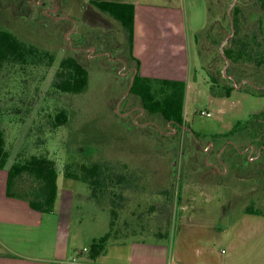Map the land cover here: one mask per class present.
<instances>
[{"label":"rangeland","instance_id":"374dc122","mask_svg":"<svg viewBox=\"0 0 264 264\" xmlns=\"http://www.w3.org/2000/svg\"><path fill=\"white\" fill-rule=\"evenodd\" d=\"M179 2L181 21H186L187 36L192 41V73L199 76L197 84L191 82L184 114L186 126L195 134L191 133L192 137L169 133L166 124L147 125L153 117L143 112L140 102L128 93L132 77L121 27L111 19L106 24L99 23H103L102 29L87 30V26L74 19L77 9L88 0H0V26L54 55L51 65L45 58L34 65H6L0 73V131L9 153L6 167L19 157L33 154L55 162L60 190L67 185L75 194L72 220L75 247L88 250L93 238L88 237L90 234L98 238L109 230L112 209L116 211L117 231L113 242L156 240L167 233V239L160 240L170 245L176 239L181 200L188 197L198 202L207 198L218 209L225 199L236 198L232 205L235 210H239L241 202L264 210V206L257 204L264 202V95L247 92L264 88L261 0ZM235 5L240 8L236 29L231 16ZM151 14L154 20H163L164 16ZM88 18L89 23H98L95 16ZM210 22H215V27L203 33ZM227 48H245L251 60L245 57L229 63L223 56ZM67 55L77 57L88 70L89 83L83 93H61L52 86L58 65ZM210 75L225 85H230L233 78L236 80L234 92L220 104L210 102L212 87L201 79L207 76L210 81ZM62 109L67 111L68 121L54 127V117ZM202 111L211 112V116L201 115ZM231 131L239 136L230 134ZM209 144L212 148L205 151ZM250 146L263 151L254 162H248L243 152ZM232 153L247 164L257 165L250 178L240 179L241 174L230 172ZM94 161H108L116 173L128 174L129 181L122 187L104 189L93 198L87 184L64 176L66 165L74 164L76 168ZM149 166L156 170L146 169ZM226 166L229 174L217 180L225 182L223 187L214 186L201 192L190 188V182L219 175ZM202 172L206 175L202 176ZM18 186L28 190L35 187V182L24 175ZM216 224L223 225L220 221ZM198 242L216 250L220 247L218 242L204 239Z\"/></svg>","mask_w":264,"mask_h":264},{"label":"crops","instance_id":"0c3cea01","mask_svg":"<svg viewBox=\"0 0 264 264\" xmlns=\"http://www.w3.org/2000/svg\"><path fill=\"white\" fill-rule=\"evenodd\" d=\"M105 1L135 6L133 54L140 61L139 72L150 78L185 81V114L191 82L197 84L199 76L192 73V41L187 36L186 21H181L179 0ZM76 13L74 19L88 28L102 29L103 23H99L111 21V18L96 13L89 0ZM151 13L164 16L163 20L152 19ZM90 15L95 16L98 23H89ZM201 79L209 88L212 86L207 76ZM225 98L228 97L210 92L209 100L213 104H220ZM150 124L158 126L154 119L147 125ZM183 133L187 137L193 134L187 126L183 127ZM148 168L156 170L153 166ZM161 168L167 170L166 167ZM7 171V167L0 169V264H167L169 261L178 264H264V210L253 209L262 211L261 214L246 213L245 209L249 206L243 202L239 203V210H235L232 205L236 198L225 199L218 209L207 198L198 202L188 197L185 201L181 200L182 214L175 226L176 239L171 245L160 240L167 239V233L159 235L160 238L156 240L111 242L102 255L91 260L88 253L83 252L86 247H75L72 232L75 194L72 188L66 185L60 190L57 178L58 194L53 211L39 212L32 209L26 200L7 196ZM224 171L217 174L221 177L229 174L227 166ZM223 184L225 182L222 181L209 182L205 177L189 183L190 188L193 186L200 192L214 186L223 187ZM172 191L171 184V194ZM257 204L264 206V202ZM217 214L220 216L217 217ZM217 221L223 225L219 226ZM88 237H93L92 240L96 238L91 234ZM200 239L209 243L218 242L220 247L216 250L204 242H198ZM197 243L204 246H196ZM73 258H77V262L73 263Z\"/></svg>","mask_w":264,"mask_h":264},{"label":"trees","instance_id":"16d2710c","mask_svg":"<svg viewBox=\"0 0 264 264\" xmlns=\"http://www.w3.org/2000/svg\"><path fill=\"white\" fill-rule=\"evenodd\" d=\"M89 4L96 11L111 18L121 27L123 32L122 41L124 40V47L125 49L127 47L128 52L126 61L129 70H131L132 77L128 88L129 95L140 102L142 110L153 117L159 126L172 122L178 131L181 130L186 126L184 104L187 84L182 80L150 78L140 74V61L133 54L135 6L130 3L105 0H89ZM261 5L264 8V0H261ZM211 9L212 5L209 4V12ZM238 14H240V8L235 5L231 15L232 25L235 29L238 27ZM215 25V22H210L207 28L203 30V33L210 32ZM85 29L88 30L89 28L85 27ZM92 30H95L94 32L99 31L98 29ZM104 45H107V43ZM223 56L226 60L230 61L229 63L237 62L245 57H247V60H251V56L247 54L245 48L237 50L227 48L223 50ZM45 58L49 60L50 65L54 62V55L52 53L42 51L37 46L21 40L14 32L0 26V73L6 65H34L43 61ZM262 62H264V59ZM210 81L212 83V92L220 97H230L234 91L233 83H236V80L233 78L230 85H225L226 83L223 84L219 82L213 75H210ZM247 82L248 80L246 83ZM88 83V70L77 57L67 55L61 59L52 83L56 91L61 93L80 94L86 90ZM214 88H216L217 91ZM221 89H224L225 92ZM252 89L247 90V92L255 96L264 95V88H260L262 90ZM255 118H257V115ZM67 121L68 113L66 110L62 109L56 113L53 126L59 127L60 125L66 124ZM235 128H237V126H235ZM230 134L233 135L235 132L231 131ZM235 135L239 136V133ZM223 136L227 137L226 134ZM8 158L9 153L5 148L4 134L0 131V169L6 167ZM229 164L231 173L241 174L242 176L240 177L245 178H250V173H253L255 167H257V165L247 164L233 153L232 156L230 155ZM74 166V164L66 165L64 167V176L68 179L82 181L87 184L91 189L93 198H97L99 193L104 189L114 186L122 187L124 183L129 181L128 174L116 173L115 168H113L108 161L81 163L76 168ZM24 175L30 177L35 182V187H30L28 190L19 188V179ZM205 175L206 173L202 172V176ZM218 177L221 176L209 175L205 178L209 182H221L217 181L220 179ZM57 178L58 170L55 162L48 157L35 154L28 157H19L8 168L6 194L9 197L26 200L29 206L34 210L50 213L53 211L57 199ZM245 212L254 214L262 213V211L253 210L250 206L245 209ZM111 215L113 216L110 219L109 230L103 236L94 238L88 248V258L91 260L102 255L107 245L116 238L117 231L114 229L116 225L114 220L116 211L114 209L111 210Z\"/></svg>","mask_w":264,"mask_h":264},{"label":"built area","instance_id":"2783aa9c","mask_svg":"<svg viewBox=\"0 0 264 264\" xmlns=\"http://www.w3.org/2000/svg\"><path fill=\"white\" fill-rule=\"evenodd\" d=\"M233 86L234 87H237V84L236 83H233ZM201 115L211 116V112L202 111L201 112ZM134 123L135 124H138V122L136 120H135ZM166 128H167V131L169 133H176V132H178V130L175 128V126L173 125L172 122H168L166 124ZM210 148H212V144L207 145L204 148V150L205 151H209ZM243 152H246L245 153V156H246V159H247L248 162H254V161H256L257 159H259V157L262 156V153H263L262 149L256 148L254 146H250L249 148H246L245 150H243ZM84 251L87 252V249L85 248ZM72 262L73 263L77 262V258H73L72 259ZM167 264H178V263H176L174 261H169Z\"/></svg>","mask_w":264,"mask_h":264},{"label":"flooded vegetation","instance_id":"af4514ba","mask_svg":"<svg viewBox=\"0 0 264 264\" xmlns=\"http://www.w3.org/2000/svg\"><path fill=\"white\" fill-rule=\"evenodd\" d=\"M167 124V123H166ZM182 133L183 134V128L181 130H179L178 132H176L175 134H180Z\"/></svg>","mask_w":264,"mask_h":264}]
</instances>
